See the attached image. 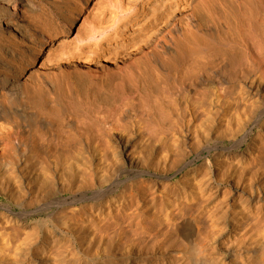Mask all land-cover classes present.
Masks as SVG:
<instances>
[{"label": "bare ground", "instance_id": "bare-ground-1", "mask_svg": "<svg viewBox=\"0 0 264 264\" xmlns=\"http://www.w3.org/2000/svg\"><path fill=\"white\" fill-rule=\"evenodd\" d=\"M32 1L36 3L34 7L28 4L27 0H0V123H13L16 127V131H9L7 135L0 137V144L4 143L7 151V153H3L4 155L0 154V165L10 168L17 166L12 170L17 175L14 178L10 175L7 184L10 187L11 184H18L21 180L18 173L21 168L18 167V162L28 161L25 154L18 150L24 142L21 134L33 131L32 137H37L38 132L42 133L41 131L45 130L52 135L54 131L59 130L58 126L62 121V125L66 129L61 130L58 139H62L64 145H68L72 140L74 141L69 128L78 127L81 132L80 136H83L90 144L89 152L92 148L100 163L99 166H96L93 165V162H85V165H88L87 170L82 175L73 172L64 187L72 193L73 202L87 199L85 196L92 190L93 194L90 196L92 206L98 207L99 211L107 206L111 208L115 197L108 196L106 203L108 193L100 188L103 181L97 182V173L101 168L124 169L123 163L127 160L126 151L129 138L134 137L135 133L140 134L144 131L143 141L147 142L146 139L150 138V143L151 141L155 142L152 148L165 142L169 135L174 140L181 141L180 136L184 131V126L199 111L198 106L194 103H202L200 109H203L201 110L202 115L205 114L206 120L211 117V107L219 103L221 93L226 92L229 87L222 88L224 85L222 81L216 82L204 73L205 70L212 69L206 59L214 57L218 53L223 54L226 57V62L221 67L223 73L220 76L215 74L213 77L237 78L241 74L237 72L242 68H237V66L246 64L247 66H244L248 67V57H255L252 53L253 48L255 47L257 51L256 44L258 42L264 44V0H120L118 9L116 10L115 6L111 8L116 11L112 10L110 16L108 14V18H105V12H99L101 15L97 16L100 18L98 24L93 23L94 26L87 32H82L83 34L78 31L77 39L82 42L86 40V42L74 49L70 47L71 40L74 38L72 35L93 0ZM100 1L97 0V2ZM108 1L112 2L113 0ZM211 24L215 25V28L206 27ZM225 28L228 30L226 31ZM231 28L232 30L229 32ZM233 28L243 32L242 36L248 35L249 39H253H250L251 42L255 40L256 44L248 40L247 42L249 45L256 46L253 48L251 46L239 47L236 39L239 33L237 34L238 30L235 33ZM239 43L242 42L239 41ZM259 43L258 45H261ZM258 51L262 53V50ZM45 55L48 62H53L52 66L42 60ZM256 57L261 58L258 53ZM249 67L252 68V64ZM235 69L238 70L235 71ZM27 72H30L31 79L25 78ZM74 72L77 73L76 80H74L73 75H76ZM173 73H175L174 77H172ZM253 85L254 82L250 84V87ZM170 86L176 88V91L170 89ZM198 87L201 88L199 93L196 91ZM252 89L250 90L252 91ZM178 93H186L184 104L178 102V99H174L175 94ZM62 94L67 95L73 110L69 109ZM141 104L144 105L143 110L133 112V106ZM261 112L264 114L263 111ZM261 112L258 113L261 114ZM132 118L136 119V121L134 120L135 126H132L134 124L131 121ZM148 125H152L154 128L150 126V131H147L149 130ZM42 134L46 135L47 133ZM32 140L33 149L38 150L35 139ZM26 142L25 146L28 145ZM180 146L179 144L178 148ZM236 147L235 145L231 150L227 148L225 151L232 152ZM110 150H112L111 153ZM9 171L10 169H8ZM146 172L148 171L142 168L138 171V176L142 177ZM86 174H89V177L85 176ZM102 176L104 180V175ZM42 182L46 185L44 190L53 189L55 186L49 175H45ZM127 188L126 186L125 190ZM133 192L126 196L123 195V197L120 196L122 197L120 202L125 203L127 209L130 210L128 212L131 213L128 214L126 211L127 215L124 214V219H122L123 215L116 214L117 211L109 217L105 216L107 223L101 228L110 231L109 229L116 228L115 225L118 226L120 221L127 217L130 219H126L128 221L126 228H132L131 220L137 216L142 217L143 213L135 215L138 212L135 213V208L130 207L135 204L133 199L137 197L133 196L135 194ZM251 193L252 196L255 194L254 191ZM257 195L256 205L247 200H243L241 203L240 209H244L245 212L247 208L249 215L248 217L242 216L237 222L238 236L234 242H237L238 245L251 235L254 227L255 230L257 226L264 229V191L258 192ZM145 198L146 196L144 201H146ZM130 200L132 202H129ZM67 201L64 203L69 202ZM243 202H247V204ZM130 203L133 204L130 205ZM151 203L154 205V202ZM195 205L196 210H199L198 213L202 215L203 205H197V203ZM135 206L138 205L135 204ZM43 207H45L44 204ZM147 207L144 206V209ZM156 208L153 213L155 215L152 214L154 217H157L156 212L163 211L159 210L161 207L158 209L159 211ZM8 211L12 215L11 220L19 215L12 209ZM71 212L70 214L73 216L74 214ZM188 212L187 214H189ZM92 214L91 216H93ZM174 217L178 216L176 217L175 214L173 216L172 213L167 214L164 217L165 220L163 219L165 225L171 227L175 224L176 229L181 231V236L185 237L187 234L184 233L183 226L188 219L181 218L179 215L180 218H178L182 222L178 224L173 222ZM98 219L101 218L98 217ZM190 219L195 221L196 216ZM144 221L136 222L134 228L138 227V229L133 231L130 228L126 229V232L131 230L127 235V246L119 254L115 250L110 253V260H118L113 264L125 262L126 264H215V258L204 254L207 251L206 246H208L206 236L194 238V240L196 239L194 243L189 239L191 244L181 243L180 240L178 246L183 247L182 254L174 256L171 254L172 241L167 244L168 239L164 234L163 227H159L156 232L148 236L149 233L146 232H148L149 226L146 225V231V221L145 223ZM159 222V226L164 223L160 220ZM198 222L200 221L198 220ZM76 224L79 231L78 227L81 226ZM152 227L155 228L151 225L149 230ZM93 228L94 232L95 228ZM75 229L74 231H77ZM116 229L114 230L118 231ZM260 229H257V232ZM9 231L7 227H0V264H23V259L16 257L17 247L14 245L17 243V237L16 243L12 244L10 239L12 240L11 235L14 233ZM176 231L174 233H177ZM95 232L92 234L97 235ZM97 232L99 233L98 230ZM102 232L104 231L102 230ZM165 233L168 234V230ZM7 237L8 239H6ZM148 237L151 242L147 239ZM60 239L54 236L48 238L44 243L46 245L45 253L47 254L48 249L51 250L53 246L59 247ZM87 240H90V237ZM187 240L185 239V241ZM94 241L93 243H96ZM13 247H16V251H12ZM64 251L58 252L60 253L58 260L60 263L70 264ZM260 258H264V250L261 256L250 255L245 260L244 258L242 260L235 258L233 264H248L249 261L253 263Z\"/></svg>", "mask_w": 264, "mask_h": 264}, {"label": "rangeland", "instance_id": "rangeland-1", "mask_svg": "<svg viewBox=\"0 0 264 264\" xmlns=\"http://www.w3.org/2000/svg\"><path fill=\"white\" fill-rule=\"evenodd\" d=\"M107 1H92L84 18L77 24L75 32L72 35V37H74L70 44L72 49L86 42V40L82 42L77 39V34L79 32H87V30L94 26V24H98L101 12H105V18H108V14L110 16L112 10L116 11L121 3L120 0H113L112 2ZM27 2L33 7L36 4L32 0H27ZM114 6L116 10L111 9L114 8ZM95 14L98 15L95 16ZM206 27L213 29L215 28V25L213 26V24H211V26ZM227 30L228 29H226V31ZM231 30L232 28L229 32ZM237 30L238 29L234 32L236 33ZM241 33L244 34L238 30V36L235 34V37H238L236 39L239 47L245 48L251 46V48H253L257 45V49L262 50L263 54L261 51L257 50V52L254 47L253 49L255 51L253 50V55L256 57L258 53L261 58L248 57V67L252 64V68L246 67V64H244L246 66H241L239 64L237 68L242 67L241 69L243 71L239 69V72L237 69V73H241L239 74V77L241 76V78L237 77L232 79H221L217 76L213 77L215 74L220 76L223 73L221 67L226 62V57H224L223 54L218 53L214 57L206 59V62H208V65L212 69L205 70L206 72L204 73L216 82L222 81L224 84L222 88L226 89L229 87L226 89V92L223 91L225 94L219 92L222 95H220L221 99L219 98V103L211 107V117L208 120L205 119V114L202 115L201 110L203 109H200L202 103H194V105L196 104L198 106L197 109L199 111L197 110L198 113L195 117L184 126V131L180 136L181 141L174 140L173 137L169 135L165 142H161V145L152 148L155 142L153 141L152 143L151 141L150 143V138H147V142H144V131L140 134L135 133L134 137L129 138V145L126 151L127 160L123 163L124 169L118 168L114 170L110 168H101L98 171L97 182L103 181L101 182L102 184H100V188H103L108 193L106 196V203L109 198L108 196H113L116 199H114L111 208H108L107 206V208H102V210L99 211L98 207L92 206V200L90 199V196L93 194L92 190L86 195H89L88 197L85 196V198H89L88 201L87 199H79L78 202H73L72 193L64 187L65 182L70 178L73 172L77 175H82L87 170L88 165L86 166L85 162H93V165L96 166H99L100 163L98 156H95L92 148L89 152L90 144H88L83 136H80L81 132L78 127L76 128L73 126V128H69L71 129L70 132L72 133L74 141L72 140L73 142L71 141L68 145H64L65 143L62 139H58L61 130L66 129L62 125V121L59 123V130L54 131L52 135L45 130L41 132L47 133L46 135L38 132L37 137H32L33 131L21 134L24 142L18 150L20 153L25 154L24 156H26L28 161L26 162L25 160L23 163L21 161L18 162V167L21 168V171L18 172L21 177L20 182L18 184H11V187L8 186L9 184L7 183L9 176L11 175V177L14 178L17 175V173L15 174L12 172L17 166L15 168H10L5 165H0V227H7L11 233H14L11 235L12 240L10 239V241H12L13 244L17 240V243H14V246L17 247L16 257L22 258L23 261H21L23 264H64L60 263V260H58V254L64 250L67 256L66 259H68V261L70 260V264H113L114 262H117L118 260L116 259L110 260V253H113L115 250L117 254H119L120 251L125 249L124 247L127 246L128 242L127 235H129L128 233L131 231L126 232V229L129 230L130 228H126L128 225L127 220L130 218L125 217L127 220H122L124 219V214L126 213L127 215V212L130 210L127 209L126 204H122L120 200H122L121 198L123 195L126 196L133 191V193L136 194L133 196H137L133 199V203L138 206H135V204L132 203L135 206L134 207L130 203V205H132L130 207L133 209L135 208L134 210L136 211L131 210L135 213L138 212L135 215H142V213L143 215L142 217H135L136 219L139 218L137 221L135 218L134 220H131L132 228L130 229H132V231L138 229V227L134 228L136 222L145 220L147 223L146 224L144 221L145 229L147 226L151 228V225L155 227H152L150 230L147 228L148 232L146 233H149L148 236L156 232L159 227H163L162 229L165 232L168 230V234L165 232L164 234H166V238L168 239L167 244H170L172 241L171 254L174 256H180L182 254L183 247L178 246L180 240L181 243L185 242L191 244V242L194 243L199 236L207 237L206 241L208 246H206L207 251L204 252V254L208 257L211 256L212 258H215V264H233L235 258L241 260L244 258L245 260V258L250 255L261 256V253L264 250L263 228L260 229V227L257 226L255 230L254 227L251 235L245 240L246 242L243 241L244 243L242 242L238 245L237 242H234L238 236L237 222L240 221L242 216L248 217L249 215L247 208L245 209L246 213L244 212V209H240L242 201H251L256 205L258 192L264 191V114L261 112H264V44L262 45V43L258 42L261 44L258 45V43H255V40L251 42V38L249 39L248 35L246 36L247 39H245V35H243V37ZM247 40L256 45H249ZM239 41L242 43H239ZM254 58L255 60H253ZM42 60H45V63H49L50 66L53 65V62H48L46 55ZM237 70L235 69V71ZM243 72L244 76L242 77ZM29 73L30 72L26 73L25 78L29 77ZM174 75L175 73H173L172 77H174ZM73 76L74 80H76L77 73ZM29 79L31 78L29 77ZM252 82H254V85L250 87ZM172 86H170V89ZM224 86L227 87L225 88ZM143 89L144 87L142 90ZM172 89L176 91V88ZM250 89H252V91ZM200 90L201 88L198 87L196 89L197 93H199ZM175 95L177 98L174 97V99H178V102L184 104L186 93H178ZM62 97L67 103L69 109L73 110V106L68 100L67 95L62 94ZM143 107V104L135 105L132 110L133 112H138L143 110ZM258 112H261V114ZM134 120L136 121L135 118L131 119L132 123H134L133 125L131 123L132 126H135ZM150 126L152 127V125H148V128ZM150 128L147 131H150ZM9 131H16L15 125L13 123L1 122L0 137L7 135ZM32 139H35L38 145V150L33 149ZM25 142L28 143L27 146L24 145ZM179 144L181 145L180 148H178ZM235 145L237 147L236 149H233L232 152L225 151L227 148L231 150ZM260 148H262L263 151L262 149L260 150ZM111 152L112 150H110V153ZM3 153H7V151L5 144L1 143L0 154ZM142 168L144 170L146 169L148 172L143 175L144 177H139L138 171ZM8 169H10L9 172ZM82 169L83 171H81ZM45 175H49L52 179V183L55 185L53 189L49 188L48 190H44L46 185L42 181L44 180ZM87 175L89 177V174H86L85 176ZM102 175H104V180L102 179ZM115 175L116 179L114 178ZM111 181L114 182L111 183ZM126 186L128 187L127 190H125ZM252 191H254L256 195L254 194L252 196ZM143 196H146L145 200L149 203L144 201ZM151 199L152 201H150ZM66 201L68 203H64ZM129 202L132 201L130 200ZM151 202H154V205ZM196 203L197 205H203L202 215L198 213L199 210H196ZM243 203L247 204V202ZM43 204L45 207H43ZM171 205L173 206L171 207ZM144 206H148L146 209L149 210L144 209ZM155 208L157 211L163 210L156 212L157 217L152 216L156 211L154 210ZM9 209H12L16 214H19L13 220H11L12 215H10L8 211ZM152 210L154 212H151ZM70 212L74 215L72 216ZM115 212L119 216L123 215V218H120V220H122L120 221L121 225L118 224V226L120 225V228L115 225L118 229L112 228V230L109 229L110 231L107 229L105 231L103 227L101 228V226H104L105 223H107V218L105 216L109 217L110 215L115 214ZM187 212L189 214H187ZM129 213L131 212H128V214ZM166 213H172L173 216L175 214L176 217H179L180 215L181 218L185 217L188 219L183 226V231L189 236H181V231L176 229L177 227L175 224L171 227L165 225L164 217L167 215ZM91 214L93 216H91ZM193 216H196L195 221L190 219ZM98 217L101 219H98ZM80 218L82 221L79 220ZM102 218L106 219L104 220ZM177 218L174 217L173 222L180 224L182 221L179 219L180 217L178 218L179 221H177ZM159 220L162 221V223L164 222L161 226H159ZM198 220L200 222H198ZM76 223L81 226L78 227V229L80 228L79 231L77 230ZM70 225H74L73 227L76 229ZM88 226H93L95 229L93 227L89 228ZM123 226L125 228H122ZM70 227L72 228V231ZM92 228L94 229V232L96 231L95 233L97 235H99L102 230L105 233L102 232L104 233L103 235L101 233L97 236L92 234L94 233ZM168 228H171V230ZM74 229L77 231H74ZM257 229L260 230L257 232ZM175 231L178 234L174 233ZM53 236L58 237L59 239L61 238L60 244H58L59 247H57V249L53 246V248H51L52 251L48 249L49 251L47 250L48 253L46 254V245L44 243H46L48 238ZM88 237H90V240H87ZM78 238L79 240H77ZM194 238L196 239L194 240ZM6 239H8V237ZM147 239H149V237ZM185 239L188 240L185 241ZM93 241L96 243H93ZM149 242H151L150 239ZM16 247H13L12 251H16ZM58 250L60 253H58ZM260 259L256 260V262L258 261L257 263H251L249 261L248 264H258L261 261L263 263L264 258ZM122 264H126V262Z\"/></svg>", "mask_w": 264, "mask_h": 264}]
</instances>
